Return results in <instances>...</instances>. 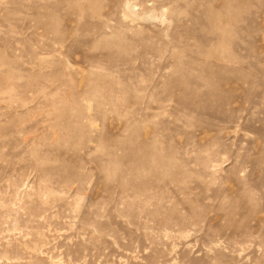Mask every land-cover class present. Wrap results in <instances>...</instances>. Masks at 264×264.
<instances>
[{
	"label": "rangeland",
	"instance_id": "374dc122",
	"mask_svg": "<svg viewBox=\"0 0 264 264\" xmlns=\"http://www.w3.org/2000/svg\"><path fill=\"white\" fill-rule=\"evenodd\" d=\"M0 264H264V0H0Z\"/></svg>",
	"mask_w": 264,
	"mask_h": 264
}]
</instances>
